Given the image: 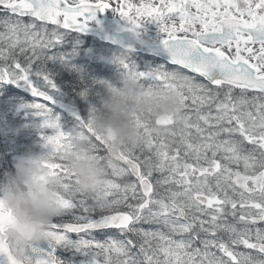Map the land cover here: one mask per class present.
Instances as JSON below:
<instances>
[{"label":"snow or ice","instance_id":"obj_1","mask_svg":"<svg viewBox=\"0 0 264 264\" xmlns=\"http://www.w3.org/2000/svg\"><path fill=\"white\" fill-rule=\"evenodd\" d=\"M108 9L137 35L148 21L164 34L165 66L143 73L121 63L177 89L187 123L171 140L153 138L149 151L125 155L101 191L83 198L60 162L73 133L45 104L31 105L52 130L45 145L59 155L50 167L68 178L69 195L27 264H63L60 247L89 264H264V0H0V82H23L50 100L56 85L34 68ZM9 218L0 201V258L16 264ZM109 230L117 236L97 238Z\"/></svg>","mask_w":264,"mask_h":264},{"label":"clouds","instance_id":"obj_2","mask_svg":"<svg viewBox=\"0 0 264 264\" xmlns=\"http://www.w3.org/2000/svg\"><path fill=\"white\" fill-rule=\"evenodd\" d=\"M186 115L177 89L146 86L128 72L119 86H108L91 117L73 130L71 151L60 162L71 172L76 192L91 198L122 168L125 155L149 151L153 138L171 140L174 130L187 123ZM58 155L52 145L29 149L0 180V201L10 213L6 243L16 264H27L35 247L46 241L49 226L65 215L68 178L50 167Z\"/></svg>","mask_w":264,"mask_h":264},{"label":"rangeland","instance_id":"obj_3","mask_svg":"<svg viewBox=\"0 0 264 264\" xmlns=\"http://www.w3.org/2000/svg\"><path fill=\"white\" fill-rule=\"evenodd\" d=\"M110 2L115 5L118 0H110ZM120 2H122V0H120ZM107 14L110 17L119 16L118 13L112 9H108ZM24 19L27 21L29 18L25 17ZM139 33L153 40L164 39V34L160 32L159 27L151 21L145 22L143 27L139 30ZM86 40L87 39L84 36L79 34H69L54 53L58 58L49 61H59L66 64V54H70V57L72 58H77L78 49L76 46H82L85 44L84 49L89 59L94 52H99L104 55L103 63L106 65H112V68L108 71L110 74L107 80L104 81L107 88L110 85L119 86V81L129 72V69L125 68L121 63L122 60L129 65V68L136 72L143 73L152 72L157 68L165 66L167 63L161 59L156 60L152 57L145 56L144 54L125 51L113 45H98L93 41ZM42 70L49 74L48 71L41 69L40 66L34 68V72L36 73H39ZM140 80L146 86H154V81L148 77H143ZM4 86H6V82H0V146L7 147V152L10 154L12 171H14L13 166L15 160L29 149L39 151L41 148L40 141L42 140L40 135L44 136L51 131V129L43 127V117L37 115L36 109L31 107V105L37 103L45 104L50 109L51 114L58 118L62 130H65L67 133H73V130L77 125L72 124L74 121H71L67 114L54 108L48 103L35 100L32 97L27 99L26 96L20 92L3 93L4 91L1 89ZM52 91L57 94L56 89H52ZM69 100L75 101L74 98H70ZM106 237H100L99 239H104ZM71 238L73 240L78 239V237ZM42 246H46V242L42 243ZM59 250L65 251V254L67 255L61 259L65 264H89V257L71 247H60L57 251Z\"/></svg>","mask_w":264,"mask_h":264},{"label":"trees","instance_id":"obj_4","mask_svg":"<svg viewBox=\"0 0 264 264\" xmlns=\"http://www.w3.org/2000/svg\"><path fill=\"white\" fill-rule=\"evenodd\" d=\"M90 38V37H88ZM83 55V50L78 52L76 59L70 58L67 53L65 62L48 61L43 65L44 70L49 72V75L56 85L57 91L64 98H74L76 103L81 107V110L86 116V119L92 115V109L98 105L100 97L106 92L107 86L104 81L107 79V71L112 66L101 64H88ZM85 61V62H84ZM74 64V66H72ZM78 64V65H77ZM73 120V119H71ZM0 161L2 160V171H11L5 163L6 156L4 148H1Z\"/></svg>","mask_w":264,"mask_h":264},{"label":"water","instance_id":"obj_5","mask_svg":"<svg viewBox=\"0 0 264 264\" xmlns=\"http://www.w3.org/2000/svg\"><path fill=\"white\" fill-rule=\"evenodd\" d=\"M95 21L96 24H89L87 30L81 33L85 35H95L104 42H109L125 49L154 55L156 57L165 59L166 61L170 60V54L166 49L163 48L160 41H151L144 37L138 36L136 32L129 31L127 22L124 19L116 17L110 18L107 16L106 11H101L97 13ZM92 59L97 61L100 59V55L94 54ZM18 88L27 94L34 95L31 91V88L24 83L20 84ZM50 95L52 97L50 100H44L41 97L38 98H41L42 100L47 101L58 108H61L71 117L83 121L84 116L76 104L72 103L71 101H66L55 97L51 94V92ZM41 144L44 145L45 141H42Z\"/></svg>","mask_w":264,"mask_h":264},{"label":"flooded vegetation","instance_id":"obj_6","mask_svg":"<svg viewBox=\"0 0 264 264\" xmlns=\"http://www.w3.org/2000/svg\"><path fill=\"white\" fill-rule=\"evenodd\" d=\"M15 86V85H14ZM52 131V130H51ZM50 131V132H51ZM40 137H43V135H40ZM1 180H2V178H1ZM114 234H116V231L115 230H109L108 232H104V233H100V232H97L96 233V236H97V238H99V237H101V238H103V237H106V236H112V235H114ZM72 237H77V236H75V235H72ZM56 255L59 257V259L61 260V259H63V257H66L67 255L65 254V251H63V250H59V251H57L56 252ZM63 264H65L64 262H63Z\"/></svg>","mask_w":264,"mask_h":264}]
</instances>
